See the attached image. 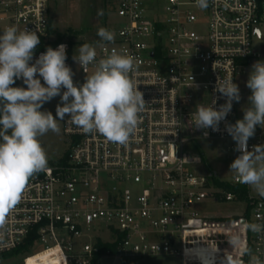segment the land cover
Here are the masks:
<instances>
[{
    "label": "built area",
    "instance_id": "1",
    "mask_svg": "<svg viewBox=\"0 0 264 264\" xmlns=\"http://www.w3.org/2000/svg\"><path fill=\"white\" fill-rule=\"evenodd\" d=\"M104 2L115 39L95 46L97 59L112 49L134 58L130 76L145 101L135 133L121 145L63 122L66 159L35 173L18 203L0 218V255L27 254L37 246L57 250L61 264H93L101 243L115 249L114 257L205 264L200 256L205 250L211 264H225L227 255L239 256L228 243L239 236L241 247L264 261V232L246 227L264 224V197L240 201L202 175L198 143L227 142L233 159L239 153L223 122L220 132L209 129L207 136L194 128L196 105L208 106L218 97L217 78L238 84L255 61L264 60V45L256 52L253 43L261 39L264 0H207L204 8L199 0ZM49 19V0H0V31L11 25L38 29L41 40ZM41 53L37 48L35 56ZM66 63L71 67L69 59ZM222 103L218 99L217 106ZM239 104H233L229 122L239 118ZM263 138L264 129L257 127L249 149ZM230 183L246 185L236 177ZM206 202H244L245 210L230 218L201 217L196 207ZM33 236V246L26 248ZM241 259L248 264L250 257Z\"/></svg>",
    "mask_w": 264,
    "mask_h": 264
},
{
    "label": "clouds",
    "instance_id": "2",
    "mask_svg": "<svg viewBox=\"0 0 264 264\" xmlns=\"http://www.w3.org/2000/svg\"><path fill=\"white\" fill-rule=\"evenodd\" d=\"M207 6V0H199ZM37 30L15 25L0 31V218L18 203L29 178L47 166V155L40 137L49 132L59 133L60 123L69 122L86 134L103 135L110 142L127 144L134 135L143 111V93L130 74L134 58L116 49L97 59L96 47L84 43L75 49L72 59L84 71L83 83L74 81L75 73L66 63L67 46L47 47L38 57L41 43ZM102 42L114 41V33L104 27L97 30ZM92 67L89 74L88 68ZM20 80L24 86H14ZM43 81V82H42ZM250 90L243 117L228 121L234 103H240L239 85L233 79H218L208 106L196 105L194 128L229 135L238 152L229 165L240 183L247 184L264 197V144L248 142L255 137L257 127L264 129V60L251 65L245 85ZM59 97L55 116L42 110L46 103ZM218 99L224 103L217 106ZM247 230L264 232V224L249 223ZM239 256L227 255L225 264H244L241 257H250L248 264H264L252 250L241 247L239 236L228 240Z\"/></svg>",
    "mask_w": 264,
    "mask_h": 264
},
{
    "label": "rangeland",
    "instance_id": "3",
    "mask_svg": "<svg viewBox=\"0 0 264 264\" xmlns=\"http://www.w3.org/2000/svg\"><path fill=\"white\" fill-rule=\"evenodd\" d=\"M104 0H49V15L51 19V35H46L49 42H54L62 38V44H72L71 68L75 73L74 81L83 83L85 76L74 63L72 56L76 48L84 43L96 46L102 41L97 36V30L100 27L113 30L114 21L108 12L102 13ZM261 39L253 40L255 51L258 52L264 45V26L260 27ZM248 75L242 76L238 80L241 92V102L239 104V118L242 119V107H247V97L250 90L245 86ZM43 82V81H42ZM18 86H24L22 83ZM60 98L56 97L51 102L46 103L42 110H49L55 116L56 105ZM60 123V132H49L40 137L41 144L45 149L48 163L59 161L67 150V145L62 132L63 122ZM230 143L221 141H204L197 144V152L203 159V168L201 174L206 177H215L222 183L234 181L235 174L229 171V165L233 161V153L227 150ZM264 144V138H263ZM47 163V164H48ZM248 195L259 197V195L247 184L244 185ZM244 201H248V198ZM242 203H212L206 202L196 207V212L201 217H236L244 213L245 204ZM78 241V243L82 242ZM33 251L27 254H17L0 259V264H61L62 259L59 257L53 260H47L42 247L34 246ZM42 250V251H41ZM32 255V256H30ZM208 251H203L200 256H204V263L211 264L207 259ZM102 264H182L180 259L174 257H111L105 258Z\"/></svg>",
    "mask_w": 264,
    "mask_h": 264
},
{
    "label": "trees",
    "instance_id": "4",
    "mask_svg": "<svg viewBox=\"0 0 264 264\" xmlns=\"http://www.w3.org/2000/svg\"><path fill=\"white\" fill-rule=\"evenodd\" d=\"M102 7V13H106L107 10L109 12V9H108V6L103 3V5L101 6ZM47 35H51V19H49V27H48V31H47ZM47 37L41 39V43L38 47V51L40 52H44L46 50L47 47L51 46L53 48L57 47L58 45L62 44V38H58L56 41L54 42H49L47 41L46 39ZM72 44H70V46L68 45V59L71 61V55H72ZM14 86H18V83L16 82V85ZM66 156H67V152L64 153L63 157L60 159V161H64L66 159ZM31 178V177H30ZM29 178V179H30ZM212 178V181L214 183V185H216L217 187L219 188H223L225 191H228V192H235L238 194L239 196V200L240 201H244L248 198V191L245 189V186L244 185H241V186H236V185H232L231 183H222L220 181H218L215 177H211ZM35 242V236H33L27 243H26V248H29L31 246H33ZM98 247H99V253L97 254V256L95 257V262L93 264H99V259L104 257V256H107L106 254L109 252H111L110 256H117L116 255V251L114 248L110 247L109 245L107 244H101L99 243L98 244ZM19 252V251H18ZM18 253H15V254H9V255H0V259L1 258H5V257H10V256H14V255H17Z\"/></svg>",
    "mask_w": 264,
    "mask_h": 264
},
{
    "label": "bare ground",
    "instance_id": "5",
    "mask_svg": "<svg viewBox=\"0 0 264 264\" xmlns=\"http://www.w3.org/2000/svg\"><path fill=\"white\" fill-rule=\"evenodd\" d=\"M44 251V254H45V257L47 260H53L54 258L56 257H59L62 259V256L59 254V252L55 249H46V250H43Z\"/></svg>",
    "mask_w": 264,
    "mask_h": 264
}]
</instances>
